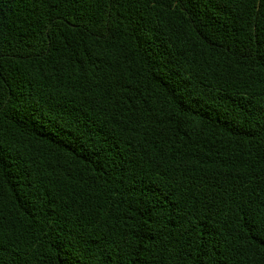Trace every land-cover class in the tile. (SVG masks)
I'll return each mask as SVG.
<instances>
[{
  "label": "trees",
  "instance_id": "1",
  "mask_svg": "<svg viewBox=\"0 0 264 264\" xmlns=\"http://www.w3.org/2000/svg\"><path fill=\"white\" fill-rule=\"evenodd\" d=\"M0 264H264V0H0Z\"/></svg>",
  "mask_w": 264,
  "mask_h": 264
}]
</instances>
